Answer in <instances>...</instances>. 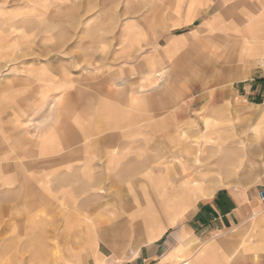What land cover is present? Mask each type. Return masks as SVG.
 <instances>
[{
    "label": "rangeland",
    "instance_id": "rangeland-1",
    "mask_svg": "<svg viewBox=\"0 0 264 264\" xmlns=\"http://www.w3.org/2000/svg\"><path fill=\"white\" fill-rule=\"evenodd\" d=\"M236 2L0 0V264H93L98 253L125 264L146 245L158 254L141 264H183L201 250L185 228L208 189H180L181 166L219 164L225 145L254 141L259 120L258 87L245 85L264 53L244 61L220 25H203ZM103 108L120 126L106 127ZM164 189L183 203L160 199ZM241 225L215 258L264 264V217Z\"/></svg>",
    "mask_w": 264,
    "mask_h": 264
},
{
    "label": "crops",
    "instance_id": "crops-1",
    "mask_svg": "<svg viewBox=\"0 0 264 264\" xmlns=\"http://www.w3.org/2000/svg\"><path fill=\"white\" fill-rule=\"evenodd\" d=\"M231 9H237L238 12L229 16L227 11ZM224 13V16L217 15L214 18L205 19L203 21L204 27L206 24L212 26L220 25L219 27L224 30V34L228 35L226 41H229L228 44L232 43L240 58L244 61L249 62L257 55L264 53V0H240V2L226 7V12ZM150 59L152 60L153 58L151 57ZM250 78H253V76ZM257 78L258 81L256 80V83L245 85L247 94L252 93L257 87L259 91L258 98L255 100L256 110L254 112L259 117V120L251 128L252 135L255 137L254 141L246 144L247 146H235V149H231L230 147L232 146L225 145L222 149L223 154L218 157L220 158L219 164L206 162L204 165L197 166V163L189 165L187 161L182 164L178 173L180 189L190 187L192 192H195L200 186L204 185L208 189L207 196L197 203L192 221L185 228L186 231L192 234L195 241L197 240L200 243L201 250H198L199 252L190 261L183 264H219L215 256L222 257L223 255L220 241H225L224 239L230 237V233L236 227L242 226L241 224L248 215L261 214L264 217V202L260 197L261 192H264V181L259 182L255 187L243 188V183L247 177L255 174L264 175V72ZM258 84L263 89H260ZM113 112L115 113L116 110ZM101 113V118H105L102 121L106 127L120 126V118H111L112 112H109L107 108H103ZM175 114L178 116L177 113H174L171 116L172 119H175L173 118ZM168 121L158 124L156 128L165 132L167 128H170L169 124L171 123ZM170 121L173 123V120ZM183 125L190 127L191 124L185 118ZM212 125H215L214 121H206L207 135L210 133L209 130ZM137 132L144 133V130L139 127ZM113 151L116 153L115 149ZM199 172H202V175ZM164 178L155 176L152 180L155 181L158 187H165L167 180ZM223 182L237 183L239 188L226 187ZM158 195L160 199L167 201V204L174 203V205H178L183 203L184 200L183 198L169 200V194L165 189ZM167 207L171 206L167 205ZM172 209L174 208L172 207ZM153 222L154 220L150 221L149 224ZM165 228L161 227L157 233L149 237L152 243L151 246L162 237ZM148 247L146 245L144 248L146 251L145 255L128 260L125 264H141L139 258L142 257L143 261L146 262V260L157 256L158 249ZM108 257V255L98 253L93 259V264L119 263L118 259H108ZM110 257L113 256L110 255ZM166 261L167 257L160 264H167Z\"/></svg>",
    "mask_w": 264,
    "mask_h": 264
},
{
    "label": "built area",
    "instance_id": "built-area-1",
    "mask_svg": "<svg viewBox=\"0 0 264 264\" xmlns=\"http://www.w3.org/2000/svg\"><path fill=\"white\" fill-rule=\"evenodd\" d=\"M258 65H259L260 69L264 71V56L259 58Z\"/></svg>",
    "mask_w": 264,
    "mask_h": 264
},
{
    "label": "bare ground",
    "instance_id": "bare-ground-1",
    "mask_svg": "<svg viewBox=\"0 0 264 264\" xmlns=\"http://www.w3.org/2000/svg\"><path fill=\"white\" fill-rule=\"evenodd\" d=\"M161 76L163 75V74H160ZM168 77V76H167Z\"/></svg>",
    "mask_w": 264,
    "mask_h": 264
}]
</instances>
